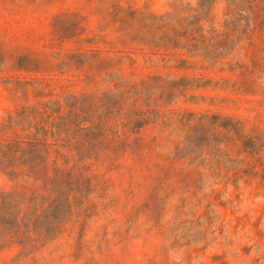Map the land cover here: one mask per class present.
<instances>
[{
    "label": "rangeland",
    "instance_id": "rangeland-1",
    "mask_svg": "<svg viewBox=\"0 0 264 264\" xmlns=\"http://www.w3.org/2000/svg\"><path fill=\"white\" fill-rule=\"evenodd\" d=\"M0 264H264V0H0Z\"/></svg>",
    "mask_w": 264,
    "mask_h": 264
}]
</instances>
